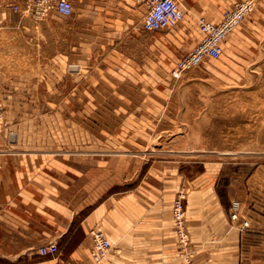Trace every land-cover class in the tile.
<instances>
[{"label": "crops", "instance_id": "1", "mask_svg": "<svg viewBox=\"0 0 264 264\" xmlns=\"http://www.w3.org/2000/svg\"><path fill=\"white\" fill-rule=\"evenodd\" d=\"M25 1L0 0V53L8 57L0 71V98L7 117L0 130V264H93L91 232L97 228L114 247L104 264H187L177 245L172 210L183 190L193 252L190 264H264L259 238L241 236L228 215L231 202L238 200L253 230L264 228V164L200 167L153 162L138 185L116 191L126 168L116 167L114 158L84 154L81 139L68 141L66 126L47 121L50 114L32 105L41 97L49 104L54 83L63 81L51 73L52 68L61 72L62 60L56 56L93 50L106 27L139 34L144 29L143 8L135 0H70L73 7L90 3L91 10L73 11L70 17L54 11L37 20L24 16ZM179 1L185 11L183 23L199 27L201 19L217 23L227 7L242 0ZM14 5L19 13L12 11ZM138 19L140 27L132 26ZM28 41L43 55L24 69L19 47ZM222 50L220 84L232 82L233 68L238 78L252 68L250 76L260 85L257 93L251 92L250 114L263 122L264 9L248 17ZM60 90L57 93L64 97ZM232 98L242 108L237 92H220L225 115L240 112L235 107L232 113L227 106ZM51 244L58 245L59 255L38 254Z\"/></svg>", "mask_w": 264, "mask_h": 264}, {"label": "rangeland", "instance_id": "2", "mask_svg": "<svg viewBox=\"0 0 264 264\" xmlns=\"http://www.w3.org/2000/svg\"><path fill=\"white\" fill-rule=\"evenodd\" d=\"M243 1L247 0L227 7L226 11ZM99 9L103 10L102 5ZM263 9L264 0H257L248 17ZM86 10H91L90 3L74 5V13ZM202 21L210 22L201 19L199 24ZM133 25L140 27V19ZM112 29L106 27L100 32L93 50L68 51L66 56H56V60H62L61 72L52 68L51 73L63 78L62 86L54 83L56 91L49 104L46 100L43 103L41 97L33 99L32 105L41 107L39 113L50 114L47 121L65 125L68 141L81 139L84 154H97L100 160L114 158L116 167L126 168L121 184L114 190L134 188L153 162L200 167L214 163L264 164V120L260 122L256 114H250L254 101L251 92L257 93L260 85L250 76L252 68H246L248 73H242L240 78L233 68L229 77L232 82L225 86L224 82L220 84V58H207L176 79L172 72L177 63L201 40L199 27L181 22L157 32L143 29L139 34H128L121 27ZM34 46L28 41L19 47L24 69L27 63L33 64L43 55ZM7 60L0 53V71ZM59 89L64 97L57 93ZM220 92L233 96L237 92L242 108L240 104L236 107L235 98L228 99L232 103L227 106L232 113L238 108V115H225V110L220 109ZM0 102L1 130L7 117L2 98ZM186 193L181 191L173 204L182 195L186 199Z\"/></svg>", "mask_w": 264, "mask_h": 264}, {"label": "built area", "instance_id": "3", "mask_svg": "<svg viewBox=\"0 0 264 264\" xmlns=\"http://www.w3.org/2000/svg\"><path fill=\"white\" fill-rule=\"evenodd\" d=\"M143 8V28L149 32H157L178 24L185 20V11L178 0H135ZM257 0H247L237 4L234 8L227 10L220 22L202 21L199 24L201 40L187 55L179 60L172 74L174 78L192 68L200 66L207 58L218 60L222 55V44L235 32L237 28L254 12ZM15 13L21 10L18 5L12 6ZM57 12L64 17L73 15L74 7L70 0H26L25 15L37 20L45 18L51 12ZM3 106L0 102V124L3 119ZM182 195L173 204L174 231L177 245L186 263L190 264L193 257L191 246V234L186 223V212ZM229 219L236 226L237 231L244 237L255 235L259 238L264 248V228L260 231L253 230V223L245 213L240 201H233L230 207ZM92 235V259L94 264H102L113 251L111 242L105 233L97 228L91 232ZM264 253V252H263ZM41 256L59 255L60 249L57 244L42 247L38 250Z\"/></svg>", "mask_w": 264, "mask_h": 264}, {"label": "bare ground", "instance_id": "4", "mask_svg": "<svg viewBox=\"0 0 264 264\" xmlns=\"http://www.w3.org/2000/svg\"><path fill=\"white\" fill-rule=\"evenodd\" d=\"M108 260V259H107Z\"/></svg>", "mask_w": 264, "mask_h": 264}]
</instances>
